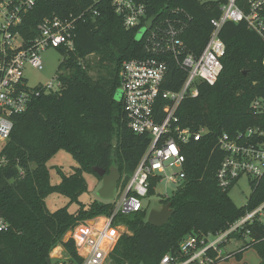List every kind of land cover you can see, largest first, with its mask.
<instances>
[{
  "label": "trees",
  "instance_id": "trees-1",
  "mask_svg": "<svg viewBox=\"0 0 264 264\" xmlns=\"http://www.w3.org/2000/svg\"><path fill=\"white\" fill-rule=\"evenodd\" d=\"M140 2L146 6L148 18L156 17L158 23L178 18L184 26L181 39L195 55L203 51L213 31L212 21L221 15L214 1ZM90 8L99 16L78 25L76 50L58 49L64 56L58 72L61 90L43 93L14 118L11 138L0 154V163L5 159L0 165V214L9 225L7 232H0V264H53L51 255L60 246L73 261L81 262L75 241H64L66 235L85 222L113 214L111 202L96 200L85 205L79 199L88 193L84 174L102 180L95 167L107 173L117 167L122 177L119 187L124 190L149 147L151 139L130 130L124 104L115 99L125 61L157 55L165 60V91H179L186 79V71L174 57L152 53L147 35L139 39L138 29L124 27L108 0L37 2L19 32L26 40L34 39L45 18L77 17ZM220 37L226 51L218 82L200 84L199 96L184 100L178 109L183 128L193 133L207 129L208 134L184 148L186 180L163 201L171 205L173 215L162 227L147 222V210L117 216L115 225L126 226L131 234L119 238L110 254L113 264H160L165 255L177 253L184 237L223 232L264 203V176L255 185L251 182L252 195L241 209L229 196L231 188L222 190L216 179L224 158L218 149L219 138L264 129V116L251 109L254 99L264 98V41L245 23H227ZM91 56L99 57L97 67L105 72L97 80L90 75L92 65L87 60ZM60 151L71 154L78 167L69 176L58 170L62 180L53 185L48 163ZM151 182L152 196L157 181ZM52 194L67 198L69 204L51 212L47 199ZM72 204L79 206L76 213L69 210ZM248 230V237L245 232L236 237L239 241L249 238L244 248H255L264 264V223L256 220ZM234 255L240 259L242 251L230 253L229 258Z\"/></svg>",
  "mask_w": 264,
  "mask_h": 264
},
{
  "label": "built area",
  "instance_id": "built-area-1",
  "mask_svg": "<svg viewBox=\"0 0 264 264\" xmlns=\"http://www.w3.org/2000/svg\"><path fill=\"white\" fill-rule=\"evenodd\" d=\"M43 1L55 0H0V154L11 138L14 118L25 113L35 98L43 93L59 92L62 87L59 73L45 86H29L24 74L26 67L43 70L41 53L49 48L74 52L78 25L89 17L94 20L99 16L98 11L90 8L77 17L45 18L37 28V36L26 40L19 27L37 2ZM108 1L127 30L138 29L139 34V30L145 28L149 51L168 53L187 75L181 89L170 92L163 89L168 66L158 55L123 63L120 70L121 102L129 128L134 134L147 136L151 141L129 184L121 189L123 196L118 202H111L114 205L113 214L99 216L71 232L69 240L75 241L81 262L70 257L69 262L61 264H113L110 254L122 232L131 234L126 226L115 225V218L148 211L145 201L153 196L150 195L152 180L157 181L155 192L160 186L171 184L178 189L184 183L187 177L184 148L192 141H201L208 130L193 133L183 128L177 115L178 109L184 100L199 96L200 84L213 86L218 82L226 51L220 37L224 25L245 23L264 41V0H214L219 4L221 15L212 21L213 31L199 55L188 52L181 39L184 26L177 16V20L167 18L161 23L155 21L149 30L150 19L146 6L140 0ZM162 102L165 104L160 107ZM251 109L256 115L264 116V98L254 99ZM218 149L224 155L216 174L222 190L232 188L241 177L248 176L255 185L264 176L262 127L235 135L223 134L219 138ZM4 162L5 159H2L0 165ZM165 195L167 197V193ZM256 220L264 223V203L223 232L184 237L179 242L177 253L165 255L160 264H217L227 260L229 254L224 257L222 249L238 241L236 236L242 232L248 237V227ZM8 229V223L0 214V232H7Z\"/></svg>",
  "mask_w": 264,
  "mask_h": 264
},
{
  "label": "rangeland",
  "instance_id": "rangeland-1",
  "mask_svg": "<svg viewBox=\"0 0 264 264\" xmlns=\"http://www.w3.org/2000/svg\"><path fill=\"white\" fill-rule=\"evenodd\" d=\"M213 2L214 0H202V2ZM145 32V28H141L139 30L138 38L140 39ZM42 61L44 64L43 70H37L32 68L31 66H27L25 70V77L28 80V85L31 87H39L47 85L59 72L60 62L63 59L62 53L54 48H49L46 51L41 53ZM99 57L91 56L88 58V62L91 63L92 69L90 71V75L97 80L103 74L104 71H100L97 67ZM121 90L119 89L116 92L115 99L119 103L121 102ZM78 165L76 161L73 159L72 155L65 152L60 151L57 155H55L50 162L48 163V168L50 170L51 182L53 185H58L62 180V175L58 173V170H61L65 176L71 175L75 168ZM87 185H88V193L81 196L79 199L81 203L88 205L96 200H100L98 197V191L102 187V180L97 178L93 174H84ZM122 187L118 186V190L116 193V197L113 201L118 202L123 193H121ZM177 190L175 185H167V187H158L156 192L151 198H148L145 201V205L148 206V212L150 213L153 210L160 211L165 205L163 201H166L167 197L171 198L173 193ZM167 193V197L166 194ZM252 195V186L251 179L248 176L241 177L237 184L234 185L230 191L229 196L232 199L233 203L238 209L245 207ZM69 204V200L63 196L58 194H52L47 199V206L51 212H56L59 209L67 206ZM79 209L78 204H72L69 208L71 213H76ZM94 220V219H93ZM127 230V229H125ZM70 233L66 235L64 241H69L68 236ZM125 233L122 232L121 236ZM250 242V239L247 238L245 240H238L235 243L229 244L222 249V255L224 257L230 253L241 252V258L238 259L236 255L232 256L228 260H223L217 264H260L261 260L255 248H244L246 244ZM53 264H61L66 261H70V256L66 252L63 247L56 248L52 255Z\"/></svg>",
  "mask_w": 264,
  "mask_h": 264
},
{
  "label": "water",
  "instance_id": "water-1",
  "mask_svg": "<svg viewBox=\"0 0 264 264\" xmlns=\"http://www.w3.org/2000/svg\"><path fill=\"white\" fill-rule=\"evenodd\" d=\"M156 19V17H153L148 21L147 27L149 30L152 29ZM94 172L102 178V187L98 191L99 199L105 202H112L115 198L119 183L122 178L119 169L117 167H112L110 169V172L107 173L105 170L99 167H95ZM172 215L173 210L171 208V205L167 204L160 211H151L148 215L147 222L154 227H162L168 222Z\"/></svg>",
  "mask_w": 264,
  "mask_h": 264
},
{
  "label": "crops",
  "instance_id": "crops-1",
  "mask_svg": "<svg viewBox=\"0 0 264 264\" xmlns=\"http://www.w3.org/2000/svg\"><path fill=\"white\" fill-rule=\"evenodd\" d=\"M118 190V189H117ZM149 215V214H148ZM71 234V233H70ZM70 234H69V236H68V239H69V237H70ZM67 242V241H66Z\"/></svg>",
  "mask_w": 264,
  "mask_h": 264
}]
</instances>
